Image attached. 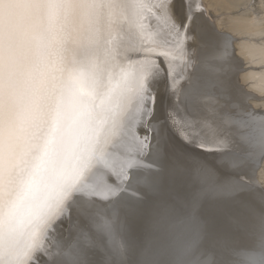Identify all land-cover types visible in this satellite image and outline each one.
<instances>
[{"label": "bare ground", "instance_id": "bare-ground-1", "mask_svg": "<svg viewBox=\"0 0 264 264\" xmlns=\"http://www.w3.org/2000/svg\"><path fill=\"white\" fill-rule=\"evenodd\" d=\"M99 2L113 5L99 10L101 45L89 53L86 71L72 67L61 81L53 68L67 9L53 0H0V264H60L71 259L74 245L86 259L92 246L76 233L67 239L57 220L66 219L70 207L75 215L76 203L96 202L103 205L96 216L103 225L114 206L143 194L139 180L155 173L157 157L167 149L141 99L156 75L155 61L142 54L174 42L158 18V0ZM193 3L203 5V22L223 56L220 69L209 66L205 74L222 80L230 98L210 87L218 103L203 97L198 119L182 109L173 118L197 138L212 139L218 131L215 139L227 141L245 179L258 186L264 182V13L254 14L249 0ZM137 136L151 140L145 145ZM196 180L207 191L216 182ZM245 226L238 237L215 241L217 248L238 249L227 264H249L260 252V216L248 213ZM198 231L196 222L187 221L153 246L162 248L167 264H204L213 242ZM117 251L121 259L127 255V249Z\"/></svg>", "mask_w": 264, "mask_h": 264}, {"label": "snow or ice", "instance_id": "snow-or-ice-1", "mask_svg": "<svg viewBox=\"0 0 264 264\" xmlns=\"http://www.w3.org/2000/svg\"><path fill=\"white\" fill-rule=\"evenodd\" d=\"M53 2L67 9L59 62L53 68L54 75L64 81L72 67L86 71L85 60L103 40L99 10L113 5L99 0ZM155 7L159 10L158 18L173 34L174 42L142 54L155 61L156 75L152 81L154 86L141 99L156 133L163 131L167 149L157 157L155 173H147L139 180L145 188L143 194L138 193L134 201L114 206L112 218L105 219L103 225L96 222L98 208L103 206L96 202L84 206L76 203L75 215L70 207L67 218L57 220L61 232L67 231V239L76 233L78 240L92 246L87 258L81 259L79 248L74 245L71 259L60 264H162L163 253L153 242L191 219L213 242L204 264H227L238 249L217 248L215 241L238 237L242 228L246 231L248 213L258 214L264 223V182L257 186L245 179V169L240 167L227 141L215 139L218 131L213 132L212 139L197 138L185 133L173 118V113L182 109L192 121L198 119L203 97L218 103L216 97L209 96L210 87L219 89L225 101L230 98L224 82L209 80L204 71L209 66L219 70L223 56L216 34L203 22V5L193 0H158ZM212 144L220 147L213 148ZM207 175L217 177L208 188L211 198L205 194L191 197L186 189L192 187L193 178ZM190 207L195 209L191 216ZM259 248L258 254L250 256L249 264H264V232H261ZM118 249H127V255L119 258Z\"/></svg>", "mask_w": 264, "mask_h": 264}, {"label": "water", "instance_id": "water-1", "mask_svg": "<svg viewBox=\"0 0 264 264\" xmlns=\"http://www.w3.org/2000/svg\"><path fill=\"white\" fill-rule=\"evenodd\" d=\"M150 136H151V133H150ZM139 136H137V138H138ZM140 138V140L146 145V142H147V139H146V137L144 138V139H142V137H139ZM150 141V140H149ZM145 145L143 146V148H142V153L144 154L145 153V151H146V149H147V146L145 147ZM211 147H213V148H215L214 146H211ZM146 154H144V156H145ZM196 178H213L214 180H217V177L216 176H214V175H207L206 177H204V176H196V177H194L193 178V182H192V187H190V188H188V189H186V191L189 193V195L191 196V197H197V196H199L200 194H205L208 198H210L211 196H212V193H211V195H210V193H209V191H207V189L206 188H204V187H202V185H199V180H196ZM201 187V191H199L200 192V194H198V190H200L199 188ZM259 190V189H258ZM190 191H196L195 192V195L194 196H192V194L190 193ZM190 209H191V211L189 212V215L191 216V215H194L195 214V209H193L192 207H190ZM189 221H192V222H196L194 219H191V220H189ZM198 232H200V233H202L201 231H198ZM192 242L190 241L189 242V245L191 244ZM189 245H188V247H189ZM192 245H193V243H192ZM157 247V246H156ZM188 247H187V250H188ZM200 247H202V244H200ZM157 248H159V247H157ZM159 249H161L162 250V248H159ZM186 258V257H185ZM184 258V259H185ZM162 261V264H167L166 263V260L164 259V261L163 260H161ZM171 264H173V263H171Z\"/></svg>", "mask_w": 264, "mask_h": 264}, {"label": "rangeland", "instance_id": "rangeland-1", "mask_svg": "<svg viewBox=\"0 0 264 264\" xmlns=\"http://www.w3.org/2000/svg\"><path fill=\"white\" fill-rule=\"evenodd\" d=\"M249 8L250 10L259 16L263 15L264 13V0H249ZM128 171L125 169L122 175L124 174L127 179L130 178L129 174L127 173ZM123 175V176H124ZM118 254V251H117ZM119 256V254H118Z\"/></svg>", "mask_w": 264, "mask_h": 264}, {"label": "clouds", "instance_id": "clouds-1", "mask_svg": "<svg viewBox=\"0 0 264 264\" xmlns=\"http://www.w3.org/2000/svg\"><path fill=\"white\" fill-rule=\"evenodd\" d=\"M54 40H55V37L54 36L49 38V40H48V46L49 47L51 46V44L53 43ZM36 76H37V81L39 83V80L42 77V73L41 72H37L36 73Z\"/></svg>", "mask_w": 264, "mask_h": 264}]
</instances>
